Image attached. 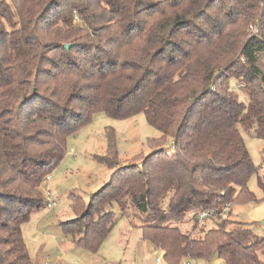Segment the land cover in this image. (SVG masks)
<instances>
[{"label": "trees", "instance_id": "1", "mask_svg": "<svg viewBox=\"0 0 264 264\" xmlns=\"http://www.w3.org/2000/svg\"><path fill=\"white\" fill-rule=\"evenodd\" d=\"M14 3H0V264H33L23 225L46 206L68 138L98 113L144 114L162 136L121 165L107 132L99 160L114 170L110 181L89 203L74 197L77 217L61 223L77 246L98 252L117 225L115 206L127 219L136 209L143 224L131 226L165 264L215 255L264 264V239L228 218L254 199V174L264 189L244 137L264 141V0ZM205 211L221 223L196 236Z\"/></svg>", "mask_w": 264, "mask_h": 264}, {"label": "rangeland", "instance_id": "2", "mask_svg": "<svg viewBox=\"0 0 264 264\" xmlns=\"http://www.w3.org/2000/svg\"><path fill=\"white\" fill-rule=\"evenodd\" d=\"M0 3L3 8L7 4L16 10L14 0H0ZM76 20L79 22L78 17ZM7 27L12 31L8 24ZM257 30L253 25L249 27L252 33H257ZM233 88L239 93L236 85ZM110 129H114L118 161L121 165L131 164L138 160L137 158L151 154L155 146L150 141L162 136L149 124L144 114L118 120L110 118L105 113L95 114L88 126L71 135L67 141L68 147L63 161L53 170L52 178L43 188L44 196L45 193H50L55 203L53 208L45 206L34 211L30 220L22 228L33 264H62L61 262L75 264V259L81 261L79 249L72 250L71 255H66L69 258H64V251L73 243V238L63 232L61 223L77 217L72 207L74 197L75 199L80 197L89 203L92 195L110 181L114 170L99 160V157L108 155L107 132ZM244 137L253 161L257 167H262L259 175L264 180V162L261 155L264 141L247 134ZM171 147L172 141L168 139L164 148L170 150ZM142 160L136 162L141 163ZM248 188L254 199L235 203L230 209L228 218L235 223L248 225L255 236L264 239V189L259 184L257 174L250 178ZM113 210L116 213L115 221L118 222L108 239L97 253H91L81 247L87 255L82 258V262H75L78 264H156L159 253L155 252L151 244L143 239L139 228L131 226L132 224L138 227L143 224V219L136 209H132L130 219L121 218L118 207L114 206ZM220 223L219 220L206 221L200 224L195 235L200 236L198 233L202 229L208 231L217 228ZM182 227L189 231L193 229V224H183ZM227 228L234 230L240 229L241 226L232 223ZM190 261L192 264H225L224 259L217 255L209 260Z\"/></svg>", "mask_w": 264, "mask_h": 264}, {"label": "built area", "instance_id": "3", "mask_svg": "<svg viewBox=\"0 0 264 264\" xmlns=\"http://www.w3.org/2000/svg\"><path fill=\"white\" fill-rule=\"evenodd\" d=\"M261 155H262V159L264 160V145L262 147V151H261ZM52 178L51 175H49L46 179V182H48L50 179ZM45 198H46V206L48 208H53L54 206V201L51 199L50 193L47 192L45 193ZM216 218V215L214 214V212L211 211H205L202 214L199 215V222L200 223H204L206 221L209 220H214ZM157 253H159V256L156 260V264H165L164 259H163V253H161L160 251H155ZM186 264H192L190 260H188L186 262Z\"/></svg>", "mask_w": 264, "mask_h": 264}, {"label": "crops", "instance_id": "4", "mask_svg": "<svg viewBox=\"0 0 264 264\" xmlns=\"http://www.w3.org/2000/svg\"><path fill=\"white\" fill-rule=\"evenodd\" d=\"M79 246H77V244L73 241V243L70 245V246H68V247H66V250L64 251V253H65V259L66 258H69V257H67L66 255H68V254H72V252L73 251H75L76 249H79L80 250V252H78V254H79V256H80V259H81V261L80 260H76L75 259V261H77V262H82V258L85 256V255H87V252L85 251V250H83V249H81V247L80 248H78ZM67 248H69V249H67ZM73 250V251H72ZM74 261V263L75 264H78V263H76ZM62 264H63V262H61Z\"/></svg>", "mask_w": 264, "mask_h": 264}]
</instances>
